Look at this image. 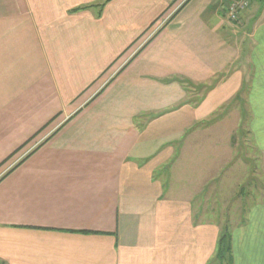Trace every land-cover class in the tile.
Returning <instances> with one entry per match:
<instances>
[{
  "label": "crops",
  "instance_id": "crops-1",
  "mask_svg": "<svg viewBox=\"0 0 264 264\" xmlns=\"http://www.w3.org/2000/svg\"><path fill=\"white\" fill-rule=\"evenodd\" d=\"M227 2L144 40L177 0H0V264L212 259L241 103L264 176V13ZM237 212L232 264H264V196Z\"/></svg>",
  "mask_w": 264,
  "mask_h": 264
},
{
  "label": "rangeland",
  "instance_id": "rangeland-1",
  "mask_svg": "<svg viewBox=\"0 0 264 264\" xmlns=\"http://www.w3.org/2000/svg\"><path fill=\"white\" fill-rule=\"evenodd\" d=\"M171 9L172 5L168 7V11ZM244 107L241 103V119L238 122V128H235L229 135L228 147L225 153L228 154V163L218 168V174L215 176L216 182H214L216 184H214L211 192L213 198L210 201L213 206V218L223 224L226 221L237 220L238 212L236 215L231 214L232 208L238 209L239 207L249 206L260 194L264 196V176L256 170L259 168L257 162L259 152L253 146L245 127ZM233 109L235 110V108ZM230 119L229 122L235 121V118ZM28 149L26 150L28 151ZM26 150L21 151L20 155L24 151L27 152ZM222 158H224V153ZM10 165L12 163L5 165L0 169V172L10 169L12 167Z\"/></svg>",
  "mask_w": 264,
  "mask_h": 264
},
{
  "label": "built area",
  "instance_id": "built-area-1",
  "mask_svg": "<svg viewBox=\"0 0 264 264\" xmlns=\"http://www.w3.org/2000/svg\"><path fill=\"white\" fill-rule=\"evenodd\" d=\"M184 1L185 0H178L177 3L174 6H172V9L170 11H168L167 9L165 13L162 16H160V18L150 28L144 40L152 36ZM255 3H259L260 8L264 13V0H228L226 4H223L222 8L224 10L225 15L230 20H236L241 14V12L248 9Z\"/></svg>",
  "mask_w": 264,
  "mask_h": 264
},
{
  "label": "trees",
  "instance_id": "trees-1",
  "mask_svg": "<svg viewBox=\"0 0 264 264\" xmlns=\"http://www.w3.org/2000/svg\"><path fill=\"white\" fill-rule=\"evenodd\" d=\"M230 226L229 221L222 224L213 257L207 264H232Z\"/></svg>",
  "mask_w": 264,
  "mask_h": 264
}]
</instances>
